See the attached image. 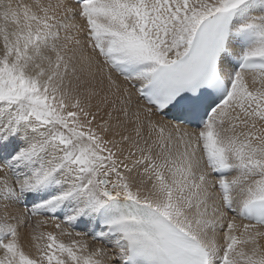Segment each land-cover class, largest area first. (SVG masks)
<instances>
[{
  "label": "snow or ice",
  "instance_id": "6c2138e0",
  "mask_svg": "<svg viewBox=\"0 0 264 264\" xmlns=\"http://www.w3.org/2000/svg\"><path fill=\"white\" fill-rule=\"evenodd\" d=\"M0 264H264V0H0Z\"/></svg>",
  "mask_w": 264,
  "mask_h": 264
},
{
  "label": "rangeland",
  "instance_id": "374dc122",
  "mask_svg": "<svg viewBox=\"0 0 264 264\" xmlns=\"http://www.w3.org/2000/svg\"><path fill=\"white\" fill-rule=\"evenodd\" d=\"M35 219H33L32 223L35 224ZM41 230L42 231H54L53 225L51 223H49L47 226H41ZM21 231V239H22V243H24L25 245V251H29L31 249V229L26 228V227H22L20 229ZM65 239V241H67V237L63 238ZM28 244V245H27ZM32 251H34V249H31Z\"/></svg>",
  "mask_w": 264,
  "mask_h": 264
},
{
  "label": "bare ground",
  "instance_id": "6f19581e",
  "mask_svg": "<svg viewBox=\"0 0 264 264\" xmlns=\"http://www.w3.org/2000/svg\"><path fill=\"white\" fill-rule=\"evenodd\" d=\"M28 245V244H27Z\"/></svg>",
  "mask_w": 264,
  "mask_h": 264
}]
</instances>
